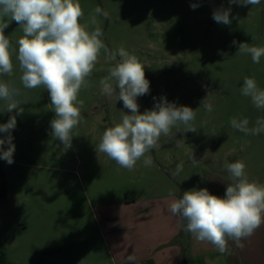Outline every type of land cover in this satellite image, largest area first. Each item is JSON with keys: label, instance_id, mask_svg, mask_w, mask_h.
<instances>
[{"label": "rangeland", "instance_id": "obj_1", "mask_svg": "<svg viewBox=\"0 0 264 264\" xmlns=\"http://www.w3.org/2000/svg\"><path fill=\"white\" fill-rule=\"evenodd\" d=\"M79 2L81 23L90 24L96 6L109 13L108 19L97 16L109 51L123 47L145 66L150 92L137 97L139 112L153 109L166 97L195 110L191 123L196 131L185 132L182 124L173 127L146 154L152 165L145 167L141 159L131 171L96 151L105 129L130 114L118 96L101 94L100 81L115 63L102 50L88 86L78 96L83 119L73 129L71 147L65 148L51 135L55 113L47 90L22 88L13 52L14 73L0 80L14 81L22 92L17 99L27 103L20 105L23 111L18 114V109L5 111L7 102L0 99V124L12 116L17 121L11 130L14 162L0 159L4 264H114L112 236L102 212L128 216L122 209L126 198L154 199L202 188L219 196L216 189L232 182L225 164L237 160L245 164L250 181L264 184V133L245 134L230 124L233 117H246L251 128L257 118H264V109L241 94L245 77L255 78L264 89V56L256 64L249 54L238 52L239 43L264 47V0L253 6L229 0ZM192 4L198 6L193 9ZM229 7L231 24L216 23L213 11ZM6 22L5 35L15 49L22 29L10 18ZM209 103L211 112L204 108ZM7 135L0 133V138ZM192 156L198 160L195 166ZM180 163L183 171L173 175Z\"/></svg>", "mask_w": 264, "mask_h": 264}, {"label": "clouds", "instance_id": "obj_2", "mask_svg": "<svg viewBox=\"0 0 264 264\" xmlns=\"http://www.w3.org/2000/svg\"><path fill=\"white\" fill-rule=\"evenodd\" d=\"M261 0H229L230 4L240 6L258 5ZM198 5L192 4L195 9ZM231 8L213 11L216 23L230 25ZM90 15V24L81 23L84 16L79 0H0V77H11L14 73L12 61L16 53L20 70V84L23 89L43 87L47 90L55 117L50 121L51 135L65 148L71 147L76 128L83 117V101L78 99L82 88L88 86L87 78L92 74L101 51L106 58L115 62L108 69V75L100 81L101 94L106 97L118 96L123 107L130 114L122 116L119 123L103 132L96 151L104 153L117 165L133 170L143 159L145 167L153 163L146 155L158 147L161 135L167 136L173 127L185 126V132H195L192 126L196 112L188 106H177L166 97L154 104L153 109L139 112L137 97L150 92V82L145 77V66L135 55L123 47L109 51L102 37L97 16L108 19L109 13L96 6ZM6 18L15 21L22 29V36L14 49L5 29L9 26ZM90 25L92 26L89 30ZM236 45L237 42L233 41ZM238 52L249 54L253 63H260L264 47L239 43ZM119 57V59H117ZM241 94L249 97L257 109H264V89L255 78L245 77ZM21 88L14 81L0 80V99L7 102L5 111L20 108L18 100ZM155 99V98H154ZM211 112L212 105L204 104ZM16 117L12 116L5 124H0V159L12 164L15 145L11 130L16 127ZM249 119L233 117L230 124L245 134L264 133V118H257L249 128ZM8 147L5 150L4 145ZM195 166L198 160L192 156ZM231 183L227 184L223 196L212 195L207 188L185 191L182 198L174 199L169 211L186 221L183 230L191 233L198 241L211 243L221 254L228 252V240L242 247L241 240L250 238L264 224V184L250 181L242 161L227 163ZM183 171V164H177L173 175ZM134 254L128 255L125 264H135Z\"/></svg>", "mask_w": 264, "mask_h": 264}, {"label": "crops", "instance_id": "obj_3", "mask_svg": "<svg viewBox=\"0 0 264 264\" xmlns=\"http://www.w3.org/2000/svg\"><path fill=\"white\" fill-rule=\"evenodd\" d=\"M226 187L215 192L223 196ZM182 195L171 193L154 199L134 195L122 208L128 216L119 217L115 210L102 212L112 236L114 264H125L131 254L136 257L135 264H264V224L250 238L241 240L242 247L228 240V252L221 254L211 243L184 231L186 221L169 211L171 202Z\"/></svg>", "mask_w": 264, "mask_h": 264}, {"label": "trees", "instance_id": "obj_4", "mask_svg": "<svg viewBox=\"0 0 264 264\" xmlns=\"http://www.w3.org/2000/svg\"><path fill=\"white\" fill-rule=\"evenodd\" d=\"M127 200L133 199V198H126ZM0 264H4V262L0 258Z\"/></svg>", "mask_w": 264, "mask_h": 264}]
</instances>
